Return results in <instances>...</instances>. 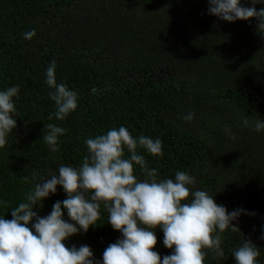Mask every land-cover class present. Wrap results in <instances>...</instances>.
<instances>
[{"label":"trees","instance_id":"trees-1","mask_svg":"<svg viewBox=\"0 0 264 264\" xmlns=\"http://www.w3.org/2000/svg\"><path fill=\"white\" fill-rule=\"evenodd\" d=\"M208 8L207 0H0V91L20 88L17 127L0 149V216L11 219V209L25 202L33 183L23 177L79 167L86 139L124 126L133 137L162 141V157L138 149L158 179L188 172L229 213H255L233 221L240 232L222 234L225 255L208 252L204 264H236L233 250L246 239L264 264V130L252 126L264 120V44L256 40L264 32L254 19L229 23ZM31 30L35 36L25 39ZM53 61L57 83L78 93L77 110L62 121L49 119L56 106L45 81ZM48 124L67 129L56 152L42 139ZM65 198L58 187L34 210L46 216ZM156 235L154 250L171 254L159 228ZM119 238L101 206L96 227L65 243L88 245L102 264L105 248Z\"/></svg>","mask_w":264,"mask_h":264},{"label":"clouds","instance_id":"clouds-1","mask_svg":"<svg viewBox=\"0 0 264 264\" xmlns=\"http://www.w3.org/2000/svg\"><path fill=\"white\" fill-rule=\"evenodd\" d=\"M249 2L253 6H242L241 0H207L208 14L229 23L254 19L257 31L264 32V8L257 11L255 7L264 0ZM35 34L31 30L24 33V38L31 40ZM55 69L53 61L46 70L45 82L53 89L49 96L56 106L49 119L54 115L62 121L77 110L78 93L57 83ZM19 92L18 86L0 91V149L17 127L14 98ZM193 117L194 113H189L184 119ZM244 125L249 126L247 119ZM252 126L260 132L264 120H256ZM46 127L42 139L56 152L59 137L67 129L55 124ZM85 144L87 154L79 167L60 165L48 178H40L35 171L31 177H23L25 183H33V188L26 193L25 202L11 209V219L0 216V264H101L88 245L69 248L65 243L96 227L101 206L108 213V224L121 234L105 248L102 264H204L208 252L214 257L225 255L222 234L228 230L240 232L233 221L238 222L242 214L255 215L239 208L229 213L214 196L197 189L195 178L188 172L177 171L174 179H158L157 169L149 168L138 151L162 157L163 144L158 138H136L120 126L86 139ZM135 166H139L144 179L135 175ZM58 187L66 198L57 200L51 212L41 217L34 209L42 208L43 201L55 195ZM158 228L163 232V245L171 250L162 258L154 250ZM259 256V248L250 239L233 250L236 264H258Z\"/></svg>","mask_w":264,"mask_h":264},{"label":"rangeland","instance_id":"rangeland-1","mask_svg":"<svg viewBox=\"0 0 264 264\" xmlns=\"http://www.w3.org/2000/svg\"><path fill=\"white\" fill-rule=\"evenodd\" d=\"M256 40H257L258 45H259L260 47H262L263 44H264V38H263L261 35L257 34V36H256ZM97 90H99V89H97Z\"/></svg>","mask_w":264,"mask_h":264}]
</instances>
